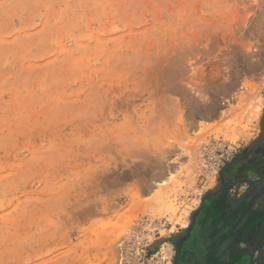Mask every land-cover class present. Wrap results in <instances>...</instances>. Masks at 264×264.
<instances>
[{"label": "rangeland", "instance_id": "374dc122", "mask_svg": "<svg viewBox=\"0 0 264 264\" xmlns=\"http://www.w3.org/2000/svg\"><path fill=\"white\" fill-rule=\"evenodd\" d=\"M253 152L264 0H0V264H198Z\"/></svg>", "mask_w": 264, "mask_h": 264}, {"label": "crops", "instance_id": "0c3cea01", "mask_svg": "<svg viewBox=\"0 0 264 264\" xmlns=\"http://www.w3.org/2000/svg\"><path fill=\"white\" fill-rule=\"evenodd\" d=\"M250 158L258 161L259 164L264 160L261 159L259 152L250 153ZM262 190L261 187L257 190L258 200L253 207L242 211L237 216L239 218L234 219L232 223V220L228 219V222L220 224L221 232L217 238L211 237V228L222 223L221 220L216 223L204 218L202 225H207L208 228L204 229L203 237L207 242L205 253L198 264H264V191ZM247 212L248 215L244 218ZM246 218L247 220L243 221ZM215 239V244L211 243ZM220 244L223 248L216 249L215 246Z\"/></svg>", "mask_w": 264, "mask_h": 264}, {"label": "water", "instance_id": "95a60500", "mask_svg": "<svg viewBox=\"0 0 264 264\" xmlns=\"http://www.w3.org/2000/svg\"><path fill=\"white\" fill-rule=\"evenodd\" d=\"M256 171H257V175H259V176H261V174H260V166H258L257 167V169H256ZM234 172V171H233ZM223 203H225V202H223ZM221 204H222V202H221ZM224 206H223V208H225V204H223ZM243 206L242 207H240V210L239 211H236V215L238 216V215H240L241 213H242V211H247L250 207H249V203H247L246 201H245V204L243 203L242 204ZM234 217V216H233ZM235 218H237V217H235ZM234 219V218H233ZM232 219V220H233ZM203 220H204V218H202V220H201V222H200V226L202 225V223H203ZM232 222V221H231ZM194 238H196V237H194ZM192 240H195V239H192Z\"/></svg>", "mask_w": 264, "mask_h": 264}, {"label": "bare ground", "instance_id": "6f19581e", "mask_svg": "<svg viewBox=\"0 0 264 264\" xmlns=\"http://www.w3.org/2000/svg\"><path fill=\"white\" fill-rule=\"evenodd\" d=\"M240 90V89H239ZM165 182L163 181L162 184H164Z\"/></svg>", "mask_w": 264, "mask_h": 264}]
</instances>
